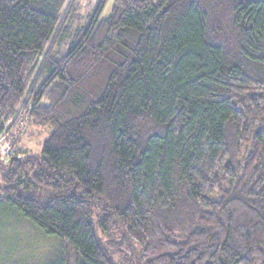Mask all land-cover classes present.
Returning <instances> with one entry per match:
<instances>
[{
  "label": "trees",
  "instance_id": "1",
  "mask_svg": "<svg viewBox=\"0 0 264 264\" xmlns=\"http://www.w3.org/2000/svg\"><path fill=\"white\" fill-rule=\"evenodd\" d=\"M69 2L0 0V137L27 94L50 129L0 151V207L75 264H264V0Z\"/></svg>",
  "mask_w": 264,
  "mask_h": 264
},
{
  "label": "rangeland",
  "instance_id": "2",
  "mask_svg": "<svg viewBox=\"0 0 264 264\" xmlns=\"http://www.w3.org/2000/svg\"><path fill=\"white\" fill-rule=\"evenodd\" d=\"M97 3L98 0H70L62 16L60 25L68 13L69 7H71L72 4H75L77 8L76 13L70 15L69 17L72 29L76 27H84L87 23L89 15L92 10L95 9ZM111 10L112 3L110 2L101 18L106 19L109 17ZM56 35L57 34L54 35L48 44L45 54L37 62L31 83L29 85V93L31 90L35 89L37 85L40 86L41 79H39V73L44 57L48 51L61 55L68 49L71 38L68 40L67 45L62 42L58 44L55 39ZM28 96L29 94H27L23 104L19 108V110L23 111L18 113L19 118H16L15 121L18 128L13 130L11 134L9 132L0 137V151L4 160L5 158L10 157V150L13 141L15 142L16 140V144L21 145V147H19L22 152L20 153L21 157L29 155L34 156L41 153L42 146L49 136V128L38 127L30 116L26 115L24 103L27 101ZM19 110L17 112H19ZM15 117L16 115L14 118ZM7 137L11 139L8 141L9 143L11 142L10 145H5ZM61 252L65 253L67 258H70L71 262L74 264L79 260L77 252L68 246L66 242H62L56 237L47 236L43 231L32 225L16 210L9 208L8 206L0 207V264H49L53 261V259L57 258ZM127 254L129 256V262L135 259L132 253L127 251ZM115 260L120 262V256L116 255ZM56 261L57 259H55L52 264Z\"/></svg>",
  "mask_w": 264,
  "mask_h": 264
}]
</instances>
